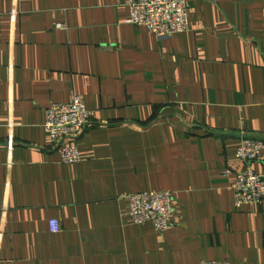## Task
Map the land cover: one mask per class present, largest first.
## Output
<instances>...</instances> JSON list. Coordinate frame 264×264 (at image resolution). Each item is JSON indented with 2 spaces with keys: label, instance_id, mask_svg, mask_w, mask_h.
Here are the masks:
<instances>
[{
  "label": "crops",
  "instance_id": "1",
  "mask_svg": "<svg viewBox=\"0 0 264 264\" xmlns=\"http://www.w3.org/2000/svg\"><path fill=\"white\" fill-rule=\"evenodd\" d=\"M185 1L158 40L129 0H0V264H264V204L232 191L239 138L264 139V0ZM72 95L66 165L43 123ZM143 191L172 193L167 231L129 220Z\"/></svg>",
  "mask_w": 264,
  "mask_h": 264
},
{
  "label": "built area",
  "instance_id": "2",
  "mask_svg": "<svg viewBox=\"0 0 264 264\" xmlns=\"http://www.w3.org/2000/svg\"><path fill=\"white\" fill-rule=\"evenodd\" d=\"M14 10H12L13 12ZM128 24L144 27L158 40L169 38L188 28V8L185 0H129ZM65 24H56L63 29ZM90 111L84 101L76 95L66 103L52 102L46 107L43 126L49 135L50 144L58 152L63 164L79 161L76 140L82 133ZM235 150L240 167L234 172L232 184L234 204H264V174L255 173L253 163L262 158L264 139L242 135ZM9 147L10 141L8 142ZM173 195L168 191H143L127 196L128 217L134 224L149 222L157 232L169 229ZM51 232H58L60 222L51 219L48 223ZM199 264H230L227 260H200Z\"/></svg>",
  "mask_w": 264,
  "mask_h": 264
}]
</instances>
